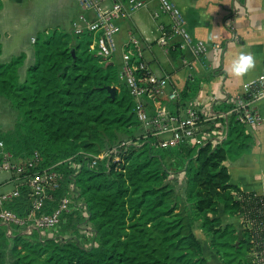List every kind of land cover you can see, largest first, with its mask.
Segmentation results:
<instances>
[{
  "label": "trees",
  "instance_id": "obj_1",
  "mask_svg": "<svg viewBox=\"0 0 264 264\" xmlns=\"http://www.w3.org/2000/svg\"><path fill=\"white\" fill-rule=\"evenodd\" d=\"M46 34L36 39L23 80L24 54L0 63V98L17 112L14 129L0 131V142L20 162L39 152L41 162L34 170L53 167L61 174L59 188L48 190L38 214L57 207L71 194L70 185L76 202L49 236L21 227L8 233L0 220V264H209L197 222L222 264H264V197L231 184L224 164L251 152L253 137L245 125L234 114L225 115L210 121L209 132L197 141L174 151L156 149L153 138L141 137L134 100L119 81L115 63L102 61L90 49L92 36ZM193 82L171 101L170 112L182 110L193 97L199 88ZM229 108L224 104L220 110ZM217 123L224 138L214 145L208 133ZM127 139L129 145L116 148ZM103 152L108 154L92 165ZM171 153L178 157L175 171L166 162ZM173 172L184 173L181 191L172 183ZM18 188L19 196L4 206L26 217L29 189L24 182ZM81 209L86 218L78 214L73 232L56 230ZM222 215L240 216V227ZM84 221L92 225L89 247L78 236Z\"/></svg>",
  "mask_w": 264,
  "mask_h": 264
},
{
  "label": "crops",
  "instance_id": "obj_2",
  "mask_svg": "<svg viewBox=\"0 0 264 264\" xmlns=\"http://www.w3.org/2000/svg\"><path fill=\"white\" fill-rule=\"evenodd\" d=\"M147 1L145 8L121 22V31L115 36L117 52L112 57V63L117 65L118 70L119 51L129 31L149 43L143 54L144 60L152 73L169 77L168 89L182 91L187 83L192 84L194 80L199 83L193 97L190 96L183 103L195 106L204 123L226 113L220 110L224 104L229 105L230 110L247 84L264 79V0H172L184 14L185 27L191 37L205 43L207 52L202 59L188 48H171L168 54L164 53L155 43L158 37L157 21L152 19L158 2ZM0 4V63H7L24 54L19 77L25 76L34 60L35 42L32 39L36 41L37 33H49L65 26L71 32V21L81 11L77 0H0ZM162 20L168 23L167 17L164 16ZM187 92L190 93L189 90ZM144 103L151 113L161 109L172 111L171 100L166 97L146 99ZM256 109L263 119L261 126L254 129L245 125L253 137L251 152L236 160H227L224 164L229 171L231 184L244 192L253 191L264 197V100L256 104ZM179 113L183 114L184 109ZM219 125H215L216 129ZM212 132L213 129L208 133L211 138ZM202 133L200 129L196 138H201ZM180 177L184 178L183 172L173 176L175 181L172 183H176L177 187L184 184V181H178ZM14 181L12 173L0 172V194L11 192L15 188ZM222 219L232 221L237 227L242 222L240 216L229 219L222 215ZM198 231L202 235L200 239L209 264H222L218 256L209 251L208 238L200 228Z\"/></svg>",
  "mask_w": 264,
  "mask_h": 264
},
{
  "label": "built area",
  "instance_id": "obj_3",
  "mask_svg": "<svg viewBox=\"0 0 264 264\" xmlns=\"http://www.w3.org/2000/svg\"><path fill=\"white\" fill-rule=\"evenodd\" d=\"M80 13L71 21L74 35L88 33L92 36L90 49L102 61L111 63L117 52L115 36L121 31V22L145 8L147 0H77ZM158 8L152 12V19L157 21L158 37L155 43L168 54L171 48L190 49L194 55L202 59L207 47L201 40H194L185 27V17L172 0H157ZM90 13V15H87ZM167 17L168 23L162 18ZM126 41L120 48L118 79L126 87L134 100V112L142 129V138H153L152 146L156 149H173L182 143L189 142L196 137V130L204 122L199 110L189 105L184 107V113L169 112L164 109L151 113L145 107V100H155L166 97L174 101L178 98L179 90L168 89L169 77L158 76L151 72L144 60V51L149 47L136 34L128 31ZM35 42V39H32ZM187 64V61H184ZM264 100V79L253 81L245 86L243 94L233 102V107L224 115L234 114L238 123L257 129L263 119L256 109V104ZM182 109V110H183ZM214 145L220 143L224 136L220 131L212 132ZM129 139L122 141L116 148L129 145ZM116 151V149H113ZM108 153L103 152L93 157L92 165L103 159ZM41 162L39 152L34 151L32 157L24 162L13 158L3 151L0 142V172L13 174L15 188L11 192L0 194V220L6 224L11 232L12 228H24L26 232L37 230L42 236H49L57 227L65 213L72 209L74 186L70 185V195L59 200L57 207L50 213L38 214L49 198L48 190L59 188L61 174L53 167L34 170ZM26 183L31 199V210L26 217L18 216L13 210L5 207V203L19 196L18 185ZM82 215H86L81 209ZM81 233L91 232L87 223H83Z\"/></svg>",
  "mask_w": 264,
  "mask_h": 264
},
{
  "label": "rangeland",
  "instance_id": "obj_4",
  "mask_svg": "<svg viewBox=\"0 0 264 264\" xmlns=\"http://www.w3.org/2000/svg\"><path fill=\"white\" fill-rule=\"evenodd\" d=\"M53 31L57 32V33H60V32H69L68 30V27H63L62 29H58V30H51V32L49 33H52ZM69 33H72V30L71 32ZM45 32L44 31H41L39 33H37L36 35V38L39 39V40H43L45 38ZM47 35V34H46ZM34 48H35V44H34ZM116 68H117V65L115 64ZM25 78V76L23 75L22 77H20L21 80H23ZM16 119H17V112L12 110L10 108V104L9 102L4 99V98H0V131L4 132V133H10L13 129H14V125H15V122H16ZM210 122H207V123H202L196 130V134L198 132H200V129L203 131V132H209V129H210ZM215 131H218V129L214 128L213 129V132ZM197 139L196 137L193 138L191 141ZM197 141V140H195ZM177 148V147H176ZM170 150H173L174 151V148L173 149H170ZM166 162L167 164L170 165V170L171 171H175V168L177 166V162H178V157L176 156V153H171L170 156H167L166 157ZM174 164H176L175 166H172ZM179 176V173H176V172H173V176ZM172 181H175V179H173ZM178 181H183L182 177H180L178 179ZM176 187V189H178L179 191H181L182 187L178 186L177 187V184L176 183H173ZM72 200L73 202L75 201L76 202V197H73L72 196ZM78 214H80L82 216V218L84 219V217L86 218L85 215H82V213H77V215H75L73 217V220H65L61 225L62 226H59L56 230L59 232L60 229H63L65 233H71L74 231V226L77 221H78ZM82 219V220H83ZM232 219V218H231ZM242 219V218H241ZM87 223V221H84ZM232 222V221H230ZM233 223V222H232ZM199 223H195L194 227L196 229V234H198L199 236V239L202 237L201 233L198 231V228H199ZM87 226L92 228V225L91 223H87ZM56 231V232H57ZM93 232H89L87 234L85 233H80L78 234L80 240L82 243H84V245L86 247H89L93 244ZM201 243H202V239H200Z\"/></svg>",
  "mask_w": 264,
  "mask_h": 264
},
{
  "label": "water",
  "instance_id": "obj_5",
  "mask_svg": "<svg viewBox=\"0 0 264 264\" xmlns=\"http://www.w3.org/2000/svg\"><path fill=\"white\" fill-rule=\"evenodd\" d=\"M72 53H73V52H72ZM73 54H74V53H73ZM110 93H111L112 96H114V94H115V89H114V88H111V89H110Z\"/></svg>",
  "mask_w": 264,
  "mask_h": 264
}]
</instances>
